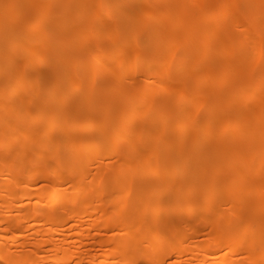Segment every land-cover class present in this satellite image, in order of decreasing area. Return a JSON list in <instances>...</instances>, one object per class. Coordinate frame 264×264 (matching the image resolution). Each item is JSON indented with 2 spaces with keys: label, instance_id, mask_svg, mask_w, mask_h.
Here are the masks:
<instances>
[{
  "label": "rangeland",
  "instance_id": "obj_1",
  "mask_svg": "<svg viewBox=\"0 0 264 264\" xmlns=\"http://www.w3.org/2000/svg\"><path fill=\"white\" fill-rule=\"evenodd\" d=\"M200 7L204 10L198 13ZM207 12H217L222 18H208L204 15ZM202 15L204 19L199 24L196 20ZM263 17L264 0H0V19L4 21L0 22V50L6 56L4 61L0 59V109L11 119L19 117L14 121V134L19 140H13V148L0 151V157H4L0 159V181L16 173L7 170L19 148L33 147L40 153L37 156L29 152L25 160L13 163L17 171L34 173L31 165L43 167L49 160L56 163L68 151L80 150L83 157H94L97 149L92 146L102 138L110 152L106 150L93 170L119 174L120 168L133 166L128 158L135 163L143 159L148 162L146 168L139 169L143 164L133 166L137 174L126 169L127 174L138 175L135 191L112 190L105 183L106 192L102 194L110 209H120L124 203L131 205L133 212L124 219L131 222L130 234L135 241L143 239L140 228L146 224L149 242H154L155 234L172 236L166 227L165 231L158 228L171 221L176 222L175 231L189 235L191 244L206 241L210 238L206 230L211 226L206 218L214 210L226 213L231 220L229 233L243 249L248 239H258V232L264 237V193L257 191L264 184V121L258 129L251 130V150L219 138L207 122L211 115L228 119L241 110L248 114L264 105ZM189 25L197 29L188 32ZM247 27L252 41L245 37ZM204 28H213L219 35L213 51L207 52L206 44L201 42ZM12 44H16L17 51ZM222 45L229 49L228 53H224ZM27 49L33 53L27 54ZM124 49L128 51L121 52ZM113 53L120 57L97 65L95 56ZM35 56L42 60L37 62ZM157 57L172 60L165 85L168 97L164 95L166 91H158L153 79L150 92L134 99L135 86L148 89L144 84L146 68ZM9 58L13 60L6 62ZM125 64L135 66L122 72ZM7 83L13 85L12 92L5 90ZM242 85L247 94L239 93ZM256 92L261 96L249 100V95ZM50 93L52 97L48 99ZM12 97L25 104L23 110ZM191 98L196 99L193 107L188 101ZM139 104L152 107L155 117L166 112L165 119L150 123L147 111L127 122L133 107ZM62 106L72 115L82 108L87 110L93 126L74 131L82 138L67 134L63 130L66 125L58 128L54 114ZM263 115L264 110L254 118ZM173 118L177 126L167 129ZM98 126L116 133L128 131L123 139L126 153L121 147L116 151L111 135L104 134ZM130 132L135 134V143ZM186 132L190 138L183 137ZM232 136L234 142L245 140L238 133ZM130 150L135 152L131 154ZM53 151L56 154L51 156ZM157 155L165 159L166 165L161 164L155 175L142 180L143 171L152 166ZM76 162H68L66 167L72 169ZM238 174L243 178L233 182L232 190L239 199L234 207L220 198H224L226 187ZM140 186L147 198L138 194ZM213 188L221 191L213 193ZM177 191L182 192L179 200ZM5 194L0 189V210L8 206L9 217L32 212L31 205L28 209L18 208L27 200L4 199ZM115 196L119 199L108 203ZM180 205L183 209L192 205L196 211L181 212ZM66 206L67 201L59 205ZM234 211L247 216L240 220L230 215ZM67 238L73 249L97 248L73 242L77 239L74 236ZM10 246L21 252L22 240ZM49 248L46 245L41 249L40 255L46 258L43 264H52ZM225 254L222 250L212 256L226 264H252L245 251L230 259ZM187 258L188 255L183 257Z\"/></svg>",
  "mask_w": 264,
  "mask_h": 264
},
{
  "label": "bare ground",
  "instance_id": "obj_2",
  "mask_svg": "<svg viewBox=\"0 0 264 264\" xmlns=\"http://www.w3.org/2000/svg\"><path fill=\"white\" fill-rule=\"evenodd\" d=\"M152 2L153 0H146ZM115 2V1H113ZM203 8L197 10L198 13L203 12ZM208 18H222L217 12H207ZM40 21L42 16H37ZM204 17L203 15L196 22L201 24ZM37 20V21H38ZM0 22H4L0 19ZM261 23L264 24V17L261 19ZM195 25H189L188 32H193ZM248 27L246 28L245 37L252 41V37L248 33ZM160 35L155 34V37ZM219 39L217 31L213 28H204L201 31V42L206 44L207 52L215 50V40ZM12 48L17 51L16 44H12ZM224 53H228L229 49L222 45ZM127 49L121 50V52H127ZM27 54L33 53L32 49L26 50ZM5 52L0 50V59L4 61L6 56ZM7 54V53H6ZM97 65L100 66L104 61L115 60L120 56L116 53L110 55L95 56ZM6 62H10L13 59H6ZM35 60L40 62L42 59L35 56ZM139 61V58H137ZM171 58L157 57L146 68L145 87L147 90L137 89L134 87L133 97H143L146 93L150 92V87L153 84V79L158 83V91H166L165 85H167L168 75L170 73ZM135 64H125L122 66V72H127L133 69ZM214 69V66H212ZM108 75V74H106ZM106 77V76H105ZM5 90L12 92L13 85L7 83ZM168 91L165 92V96L168 97ZM241 95L247 94L246 86L242 85L239 88ZM236 95V96H241ZM259 92L252 93L248 99H256L260 97ZM52 97L50 93L48 99ZM114 99V98H113ZM17 107L23 110L25 104L12 97ZM196 100V99H195ZM195 100L190 101V105H194ZM132 100L127 103L130 104ZM192 102V103H191ZM193 107V106H192ZM17 108V110H19ZM82 108V107H81ZM145 104H139L134 106L127 122L131 121L137 114H146L148 111L149 122L154 123L158 120L165 119L166 112L163 116L155 117L153 115V108ZM151 109V111H149ZM256 109V110H255ZM251 113L245 114L242 110L228 119L223 117L211 115L208 117V125L217 134L219 138L232 142L233 145L251 150L252 146L248 138L251 136L252 129H258L259 125L264 121V115L261 118L254 116L260 111L264 110V105H259L254 108ZM151 112V114H150ZM58 128L66 125L63 130L67 134L74 135L82 138V134L74 133L76 129L87 128L93 126L92 121L89 119L88 112L84 108L81 112L73 114L71 110L62 106L54 114ZM19 118V117H18ZM10 118L7 112L0 109V151H6L13 148V140H19L15 137L16 119ZM253 118V120H252ZM177 119L171 120L172 125H169L167 129L177 126ZM176 124V125H175ZM57 127V126H56ZM53 127L52 129L56 128ZM100 128L104 134L111 135V142H116V151L121 147L122 151L125 149V137L128 136V131L125 129L121 133H116L110 129L102 126ZM74 133V134H72ZM233 133H238L241 137L245 138L241 142L233 141ZM84 135V134H83ZM131 141L135 143V134L130 132ZM216 136V137H217ZM85 137V135H84ZM183 137H189V132H186ZM82 141L85 139H81ZM80 140V141H81ZM93 148L97 149L94 157H83V153L80 150L68 151L60 161L53 163L49 160L46 166L38 167L37 165H31V169L34 173H23L20 170L17 171L16 164L25 160L29 152H33V147L28 149L19 148L14 157V162L9 164L8 171L16 172L12 177L0 181V189L6 191L3 196L4 199L9 200H27L26 203L18 206L19 209H28L27 206L31 205L33 210L29 214H21L18 217H9L6 208L0 211V264H43L46 258L41 256V249L49 245V257L52 264H180L186 261L187 264H226L224 260L215 261L212 256L213 253L225 250L226 259L237 256L241 251H245L247 254V260L252 264H264V237L261 233H257L258 239H248L247 247L242 248L241 242L237 238L233 237L229 233V221H231L226 213L222 210H214L207 216L206 220L209 221V228L207 232L210 238L206 241H199L195 244L189 240V235L182 232L175 231V221L168 222V224H161L159 229L165 231L168 229L169 233H173L172 236H164V234H155L154 242H149L147 235L149 234V228L146 224L140 228L143 233L140 235L142 240H134V235L130 234L131 222L124 219L132 214L133 209L131 205L124 203L120 209H110L109 204L104 202L102 194H105L106 189L104 184L109 185V189L123 190L128 193L138 188L137 177L138 175L127 174L126 169L135 171V166L143 164L141 168H146V159L135 163L133 158H128L129 162L134 166H127L126 169L120 168L119 174H113L106 172L102 174L98 170H93V166L100 162L104 156L108 146H105V142L102 138H99L95 142ZM110 152V150H108ZM38 156L40 153L34 151ZM126 153V151L124 150ZM135 150H130L133 154ZM55 151L51 152V156H54ZM83 157V158H82ZM4 158V157H0ZM77 161V162H76ZM76 162V166L72 169L66 167V163ZM152 166L143 171L142 180H147L151 175H155L158 172V168L161 164L166 165V161L160 158L158 155L155 161L151 163ZM109 164H104L105 167H109ZM108 170V169H107ZM137 174V171H135ZM243 178L238 174L233 177L230 186L226 187L224 198H220L221 202L228 203L231 206H236L239 199L237 193L232 190L234 188L233 182L239 181ZM144 187L140 186L138 194L147 198V195L142 194ZM219 188H213V193L220 192ZM257 191L264 193V184H262ZM177 200L182 196L181 191L176 192ZM119 199L114 197L109 199L108 203L116 202ZM64 201L68 202L69 206L60 208L59 205ZM209 202V200L207 201ZM155 211V210H153ZM179 211L194 212L196 208L190 205L188 208L183 209L179 206ZM229 209L227 212H230ZM235 218L240 220L245 219L247 214L239 215L238 212L230 213ZM153 216V214L151 215ZM57 226V227H55ZM64 227L59 229L58 227ZM166 227V229H165ZM57 230L61 231L57 233ZM94 230V233H91ZM67 231L69 233H67ZM59 234L55 237V234ZM67 236H74L83 247L87 245L97 247L96 249L87 248L86 250L73 249V245ZM18 239L22 240L23 246L21 252L19 250H12L11 246ZM97 250L96 252H92ZM211 254V255H210ZM187 259H183L187 256ZM3 261V263L1 262ZM235 264V263H230Z\"/></svg>",
  "mask_w": 264,
  "mask_h": 264
}]
</instances>
